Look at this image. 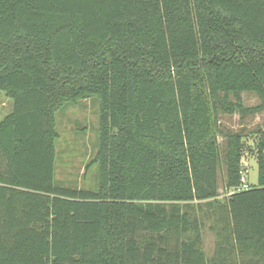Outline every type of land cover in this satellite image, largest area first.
Wrapping results in <instances>:
<instances>
[{"label":"trees","instance_id":"1","mask_svg":"<svg viewBox=\"0 0 264 264\" xmlns=\"http://www.w3.org/2000/svg\"><path fill=\"white\" fill-rule=\"evenodd\" d=\"M0 93V264H264V129L238 189L219 123L264 109V0H0ZM91 97L95 190L56 179V114Z\"/></svg>","mask_w":264,"mask_h":264},{"label":"rangeland","instance_id":"2","mask_svg":"<svg viewBox=\"0 0 264 264\" xmlns=\"http://www.w3.org/2000/svg\"><path fill=\"white\" fill-rule=\"evenodd\" d=\"M245 106H255L261 99L254 92L241 93ZM12 100L4 93H0V120L10 112ZM59 137L56 142V179L59 184L95 190L98 184V166L89 164L95 157L98 149L99 131V102L97 98L80 99L74 104L64 106L56 114ZM219 123L233 131L243 129V150L241 163L245 166L244 175L250 184L257 181L256 135L252 130L260 127L264 129V109L241 117L239 113L220 114ZM219 141L223 138L219 136ZM90 165V166H89ZM223 172L220 175L222 178ZM226 194L223 187L219 189L218 198ZM202 202H191L189 205L181 203V209L197 215L202 223L203 246L210 254L214 244V234L209 226L212 223L211 215Z\"/></svg>","mask_w":264,"mask_h":264},{"label":"built area","instance_id":"3","mask_svg":"<svg viewBox=\"0 0 264 264\" xmlns=\"http://www.w3.org/2000/svg\"><path fill=\"white\" fill-rule=\"evenodd\" d=\"M250 188V183L247 181L246 177L242 175L240 177V186L238 189H248Z\"/></svg>","mask_w":264,"mask_h":264}]
</instances>
